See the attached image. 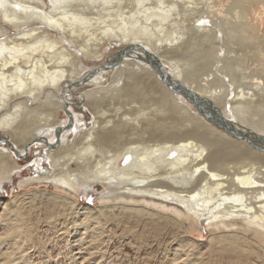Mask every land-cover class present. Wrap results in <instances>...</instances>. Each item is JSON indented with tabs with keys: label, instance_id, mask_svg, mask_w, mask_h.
<instances>
[{
	"label": "bare ground",
	"instance_id": "6f19581e",
	"mask_svg": "<svg viewBox=\"0 0 264 264\" xmlns=\"http://www.w3.org/2000/svg\"><path fill=\"white\" fill-rule=\"evenodd\" d=\"M231 1L236 15L249 22L241 36L251 42L247 48L256 51L251 57L262 56L260 62L264 63V37L256 28L258 23L253 22L261 16L264 22V0H0V133L10 138V143L5 142L9 149L0 148V194L3 181L22 168L13 154L23 161L30 154L28 146L39 143L48 149L41 159L36 158L32 181L54 183L68 193V188L109 180L115 183L113 192L119 189L146 203L173 206L180 216L176 217L178 222L171 218L179 223L178 234L175 240L167 241L163 252H173L174 262L193 261L194 252L180 242L184 237L192 240L191 231L183 226L185 221L194 227L205 220L210 229L208 242L214 243L213 254L217 250L234 264H264V144L258 149L253 141H240L205 121L169 89L145 57L127 58L116 68L107 69H90L85 63L86 59H101L108 42L115 47L139 46L156 56L176 83L217 108L240 134L264 139L260 120L245 116L264 104V68H255L248 85H237L239 80L232 89L225 82L227 74L221 75L224 67L219 61L210 70L204 67L199 77H191L177 61L182 56L196 57L193 40L202 34L215 33L222 40L215 25L220 20L231 23ZM185 9L191 12L188 23L183 21ZM233 34L227 44L235 51L239 35ZM112 60L114 56L107 62ZM126 71L132 72V81L117 87L120 94L103 106L101 97L99 100L95 95L110 94ZM81 84L95 87L80 95L85 109L94 116L89 128L83 121L78 125L73 113L66 110L72 96L68 92ZM150 93L161 97L152 98L157 106L154 111L152 103L144 106L148 102L140 101L143 94ZM64 111L71 118L73 131L62 134L65 123L60 117ZM72 132L73 140H65ZM69 144L72 152L66 153ZM100 151L109 152V157L105 162L98 160L91 169L88 156ZM44 161L52 172L41 168ZM73 164L78 165L77 170ZM17 199L19 196L7 199L5 204L0 199V224L6 223L7 234L21 236L25 215L22 208L14 206Z\"/></svg>",
	"mask_w": 264,
	"mask_h": 264
},
{
	"label": "rangeland",
	"instance_id": "374dc122",
	"mask_svg": "<svg viewBox=\"0 0 264 264\" xmlns=\"http://www.w3.org/2000/svg\"><path fill=\"white\" fill-rule=\"evenodd\" d=\"M231 3L232 4L229 8L230 13L228 16L231 17V23L227 22L226 20H220L215 25L217 31L222 34V40L217 39L214 35L215 33L205 35L202 34V36H199V38L193 40V48L194 50H196L195 52L197 59H195L196 57L192 55L186 56V58L185 56H182L180 57L181 60L178 58L177 61L179 64H181L180 66L183 67L185 72L191 75V77H199V72L203 73L204 67H208V69L210 70V68L217 61H219L220 65L222 63L224 67V70H221L222 72L224 71L221 75L224 76L225 74H227L225 75V82H228L227 84L229 86L231 85L230 87L232 89H235L237 87L235 85V82L239 80L241 82H237V85L244 86V84L247 82L248 83L245 85H248L251 78L250 74L252 76V74L256 73V67L260 66V68H264V63H261L262 56L258 58L253 56L251 57V54L256 53V51L247 48V46L251 44V42L245 40V38L242 37L243 35L241 33L242 30L247 29V24L249 25V22L246 24V22H243V20L236 15L238 13L236 11L237 9L235 11L233 9L234 1H231ZM190 16L191 12L185 9V17H183V21L187 20L188 23ZM256 18L253 20V22H256V25L258 23L257 27H255L259 29V32L261 31L260 35L264 37V22L261 20L262 16ZM257 20L261 22H258ZM188 27H190V23ZM236 28L238 29L236 30ZM233 31L234 33H237L236 36L239 35V40H236V43L238 42L237 46H240L236 48L237 46L235 45V51H233L234 48H231L230 44H227L228 41L230 43V39H233ZM214 44L215 46H213ZM121 47L122 46L115 47L112 42H108L107 45L103 48V57L99 60L86 59V67L90 69L104 68L106 62L111 59V57H113L114 54L118 52L117 50L121 49ZM224 53H227V55L224 56ZM244 54H248L247 57L249 59ZM216 58L217 60H215ZM233 58L235 61L232 60ZM229 62L232 63V65ZM228 64L231 65V67H229ZM249 66L250 68L254 66L255 67L250 69ZM237 67H239V69ZM242 69L244 73L241 72ZM131 74L132 72L126 71L121 79L122 81H125L119 82V80V84L112 90V92H110V94L98 93L97 95H95L97 96V99H102V101L105 99H103V97H106L103 102L101 101L103 106L108 103L106 101L107 99L110 100L114 97V95L120 94V91L117 87L121 89V87L126 82L132 81L131 77L134 76H131ZM241 74H243V77L241 76ZM109 82L110 79L107 81V84ZM82 86L83 84H81L78 88H74L72 92H68V94H72L73 98L71 96V100L69 102L70 105L69 107H66V110L67 112L70 110V114L73 113L72 115L76 117L74 118V120H77L78 125H80V121H83L82 123H85L84 125L86 126V128H89L92 124L94 116L93 114H91V112L85 109L80 95H84L86 91L93 90L95 89V87L87 85H84L85 87ZM152 98L160 99L161 97L156 94H153L152 96V93L148 94L147 96H144L143 94L142 98L140 97V101L148 102L147 105L144 106H149L152 103V106L150 105V108L151 111H154L157 106L155 107V102L152 101ZM125 99L128 100L127 97H124V100ZM105 101L106 103H104ZM190 106L193 108L191 109L195 113L200 114L194 109L192 105ZM258 109L261 111H257ZM65 112L66 111H64L63 113L61 112L60 117V122H63V125L65 123L62 134L67 133L69 129L71 130L73 128V125L71 124V118L69 114ZM253 114H256V117L253 116ZM253 114L250 113L245 116H247V118L252 121L260 120V126L264 127V104L259 105L253 112ZM202 118L207 121L204 115H202ZM73 138L74 133L72 132V134L69 135L65 140H70L71 142ZM6 141L10 143L9 136L4 133H0V148L2 147L5 150L9 149L7 143H5ZM71 144L65 147L64 152H72L73 146ZM27 149L30 154L27 157H24L25 160L23 161L16 157L15 154H13V158L19 161V164L22 168L16 171L10 178V180L3 181L4 184L2 187V192L0 194V199L2 200V203L0 200L1 204H5L7 199L12 200L14 197L19 196V199L15 200L13 204L14 206L17 205L16 207L19 206L18 208H22L25 215L24 221L21 223V226L23 225L21 228L23 234L21 236H15L11 232H9L8 235L6 233V230L8 229L6 223L0 224V237H2L0 238V254L4 255V257H1L4 258V261H0L2 262V264H234L233 259H230L228 256H220L217 253V250L214 251L213 254L214 243L212 244L208 242L210 229L207 226L208 221L205 220H201L198 224H195L194 227H192L190 221H185L183 226L185 229L191 231L190 237L192 240H188L186 237H184V240L180 242L183 244L184 248L191 254H193L192 252H194V254L197 253V255L193 254L194 257L191 256L193 257L190 258L193 260L191 262H183L178 260L176 261L177 263L174 262L176 260V257L174 256L175 254H173V252H163L164 247L166 248V243H168L167 241L172 240L178 234L177 230L179 228V223H176L171 218L175 217V220L178 222V219L176 217L180 216L173 206L165 207L161 203L152 202H147V204L146 202H144L146 200H141L140 198H132L129 194L126 193V191L124 192L119 189L118 191L113 192L115 183H110L109 180H107V182L105 183L95 182L91 185L88 184L85 185V187L80 185L81 187L79 186V188L77 186L74 189L68 188V190L71 191H68V193L65 192V190L62 189L61 186H56V184L54 183L46 184L32 181L36 176V167L34 163L38 158L41 159V156L45 155V152L48 148L44 147V145L42 144L34 143L32 145H29ZM100 152L102 153V155ZM100 152L94 154V156H88V158L90 157L88 163L91 166V169L96 165L98 160L105 162V158L109 157V152ZM4 165L6 164L4 163ZM41 168L45 170L49 169V171L52 172V168L49 166L48 161H44L43 164H41ZM72 168L77 170L78 165L73 164ZM69 193H71V195ZM125 194L127 195L128 199H126ZM37 195L39 197H37ZM140 202L143 203L141 204ZM52 205H55V207H53ZM130 205L132 208L130 207ZM29 207H32V209H30ZM124 207H127V209H125ZM139 210L143 213H137V211ZM130 211L134 212L131 213ZM30 212H32L33 214ZM1 213H3V211H1L0 214ZM26 213L29 216H27ZM52 213H54L55 215ZM129 214L135 216L132 217ZM31 215H33L34 217ZM50 217H54V219L52 220V218ZM92 217H95L94 221H89ZM96 218H100V220H97ZM146 224L148 225L146 226ZM34 227L35 229L39 228L38 230L36 229V232L38 231L37 233L39 235L36 234ZM24 239L26 240V242ZM194 240L196 241V243ZM186 241L189 244H187ZM2 242L6 244H2ZM11 248H13V250H11ZM8 249L11 251L8 252ZM7 252L10 254L8 255ZM199 252H202L203 256L202 254H198ZM195 258H202L203 261L197 262Z\"/></svg>",
	"mask_w": 264,
	"mask_h": 264
},
{
	"label": "water",
	"instance_id": "95a60500",
	"mask_svg": "<svg viewBox=\"0 0 264 264\" xmlns=\"http://www.w3.org/2000/svg\"><path fill=\"white\" fill-rule=\"evenodd\" d=\"M125 47V46H124ZM122 47L118 49L117 54L114 55L115 60L107 62L104 66L106 69L109 66L116 68L120 63H122L125 59L131 57H145L146 62L149 63L153 69L160 75L162 80L166 83L170 90L174 93L178 94L179 96L183 97L187 103L192 105L198 113L204 115L208 122L212 125H217L218 128L223 129L231 135L232 137L240 140L245 141L248 143L254 142V146L256 148H261V145L264 144V139L260 137L250 136L248 134L242 135L238 132V130L233 126L230 125V121L224 118V116L220 113V111L213 107L207 100L203 99L195 92L191 91L188 87L183 86L181 83H176L175 80L172 79L170 73H168L165 68L162 66L161 62L158 58L148 51L142 49L139 46H129V47ZM144 53V55L140 54ZM235 129V131H234ZM252 137V138H250Z\"/></svg>",
	"mask_w": 264,
	"mask_h": 264
},
{
	"label": "snow or ice",
	"instance_id": "6c2138e0",
	"mask_svg": "<svg viewBox=\"0 0 264 264\" xmlns=\"http://www.w3.org/2000/svg\"><path fill=\"white\" fill-rule=\"evenodd\" d=\"M201 23H203V21Z\"/></svg>",
	"mask_w": 264,
	"mask_h": 264
}]
</instances>
